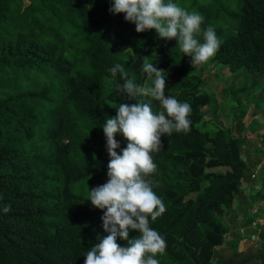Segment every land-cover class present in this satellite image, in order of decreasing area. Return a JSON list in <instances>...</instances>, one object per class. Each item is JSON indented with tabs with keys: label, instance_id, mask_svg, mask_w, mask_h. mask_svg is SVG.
I'll list each match as a JSON object with an SVG mask.
<instances>
[{
	"label": "trees",
	"instance_id": "1",
	"mask_svg": "<svg viewBox=\"0 0 264 264\" xmlns=\"http://www.w3.org/2000/svg\"><path fill=\"white\" fill-rule=\"evenodd\" d=\"M25 1L0 0V264H84L87 250L109 234L105 210L88 200L90 188L109 180L102 126L120 103L145 102L154 113L163 111L159 101H136L120 91L125 79L110 69L120 64L128 79L150 84L145 57L165 71V95L191 106L190 130L161 137L162 147L151 153L156 170L145 177L166 208L155 221L149 217L166 242L155 258L159 264H253L237 253L251 236L237 231L239 240H227L225 219L256 183L250 164L235 155L248 136L206 118V109L216 114L219 103L203 89L205 80L192 72L178 40L161 38L155 29L137 32L125 13L110 11L113 0ZM206 1L172 0L204 18L201 43L203 31L214 29L220 47L213 59L233 73L237 83L230 91L241 102L264 86L251 89L240 83L250 73H238L256 72L254 82L264 77V0H235L233 8ZM116 139L122 154L128 141L121 133ZM251 159L264 170V147ZM139 234L131 230L129 237ZM257 234L264 236L263 222ZM261 254L256 259L262 262Z\"/></svg>",
	"mask_w": 264,
	"mask_h": 264
},
{
	"label": "clouds",
	"instance_id": "2",
	"mask_svg": "<svg viewBox=\"0 0 264 264\" xmlns=\"http://www.w3.org/2000/svg\"><path fill=\"white\" fill-rule=\"evenodd\" d=\"M110 11L125 13V19L135 23L137 32L155 29L161 38L177 39L180 52L192 57L194 67L206 63L220 47L211 26L203 31L201 43L197 35L201 33L204 18L199 13H189L172 0H113ZM142 68L150 84L134 83L120 64L110 72L114 76L120 72L125 79L120 91L136 101V97L159 101L163 111L154 113L145 102L120 103L117 114L107 118L102 126L110 155L109 180L90 188L88 200L95 208L105 210L103 228L109 234L87 250L84 264H159L155 257L166 248L164 238L149 226V217L155 221L166 208L145 177L156 170L151 153L162 147L161 137L170 136L173 131L190 130L191 106L165 95V71L148 62L147 57ZM117 133L128 141L122 154L116 151L120 147ZM10 210V205L3 209L5 213ZM131 230H139L140 234L130 238ZM118 238L126 240L127 246H121Z\"/></svg>",
	"mask_w": 264,
	"mask_h": 264
},
{
	"label": "rangeland",
	"instance_id": "3",
	"mask_svg": "<svg viewBox=\"0 0 264 264\" xmlns=\"http://www.w3.org/2000/svg\"><path fill=\"white\" fill-rule=\"evenodd\" d=\"M215 1V5L220 8L230 7L235 5V0H207L205 3H212ZM26 4L28 1H25ZM224 11V9H223ZM213 23H217V19L212 20ZM192 60V57H190ZM191 69L193 73L199 74L205 80L202 84L203 89L208 90L209 92L215 95V99L219 103V111L216 114H213V109H206V118H216L225 123L226 126L232 128L233 132L238 134H246L248 137L245 138L246 141L243 145V148L239 152L235 151L236 158L241 157L246 160V163L250 164V173H256L258 170L257 167H254V159H251L255 153H257L258 146L264 147V98L258 101L260 97L264 95V86L257 88L259 85L264 84V77L261 78V81L257 82L255 80L256 72L249 71L246 68H241L238 70V73H250L248 77L242 78L240 83L248 87L251 86V89L257 88L255 95H250L249 97L241 96V102H238L237 99L231 93V86L237 81L234 79L233 73L226 68L219 65L213 57H211L206 63L193 66L191 63ZM236 88H238L236 86ZM235 89V87H234ZM242 95V94H241ZM251 97V98H250ZM256 109V120L259 121L256 124L254 108ZM240 110V111H239ZM244 111L245 115H242L241 112ZM236 124H239V128H236ZM242 136V135H241ZM240 153V154H239ZM263 154L262 152H259ZM229 160V159H228ZM220 166L215 167L218 169ZM260 175L256 178H253V174L249 179L256 181L253 186L252 195L253 198L249 196V193L245 196L237 197L235 206L233 209L228 211L225 216L226 222L230 226L229 232L226 234L227 240H239V236L235 235V232L239 231L240 235H249L251 236L248 241L244 244H239L237 253L240 257L250 258L253 261V264L259 263V260L256 259L261 249L259 246L262 245V241L259 239V223H264V217H261L259 214L264 213V170L260 171ZM248 183L244 178L242 186L244 187ZM246 218H251L247 226H244L243 223L247 221ZM256 222L257 225H253ZM244 230V232L242 231ZM229 242V241H228ZM220 244L219 248L222 246L228 245ZM262 251V249H261Z\"/></svg>",
	"mask_w": 264,
	"mask_h": 264
},
{
	"label": "crops",
	"instance_id": "4",
	"mask_svg": "<svg viewBox=\"0 0 264 264\" xmlns=\"http://www.w3.org/2000/svg\"><path fill=\"white\" fill-rule=\"evenodd\" d=\"M259 239L262 241V245L259 246V247H260V248L262 249V251H263V252H260V253L264 254V236H260V235H259ZM262 254H261V255H262ZM258 260H259L260 264H264V263H263L264 261H263L262 259H261L262 262L260 261V259H258Z\"/></svg>",
	"mask_w": 264,
	"mask_h": 264
},
{
	"label": "built area",
	"instance_id": "5",
	"mask_svg": "<svg viewBox=\"0 0 264 264\" xmlns=\"http://www.w3.org/2000/svg\"><path fill=\"white\" fill-rule=\"evenodd\" d=\"M257 170H258V171H257L256 173H254V175H253L254 177H255V176H259V175H260V171L262 170V168H261V167H259ZM253 225L255 226V225H257V223H256V222H254V223H253ZM242 231L244 232V230H242Z\"/></svg>",
	"mask_w": 264,
	"mask_h": 264
}]
</instances>
